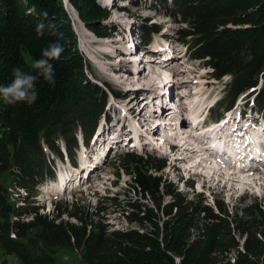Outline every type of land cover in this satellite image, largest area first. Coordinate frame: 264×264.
<instances>
[{"label":"trees","instance_id":"obj_1","mask_svg":"<svg viewBox=\"0 0 264 264\" xmlns=\"http://www.w3.org/2000/svg\"><path fill=\"white\" fill-rule=\"evenodd\" d=\"M68 1L88 30L107 36L101 24L108 14L105 7L97 0ZM155 1L157 10L179 24L175 37L190 59L210 67L216 79L229 76L224 97L210 116L220 117L257 86L255 104L262 110L264 0ZM67 10L62 0H0V84L11 81L16 67L35 73L33 62L50 42L58 41L64 49L52 61L55 86L37 78L35 103L9 105L0 98V264H7V256L19 264H56L53 254L61 246L77 248L88 264H264V201L229 206L216 197L214 204L189 197L164 178L165 160L153 155L120 157L116 168L131 176L128 190L100 196L92 206L78 198L61 200L48 214L33 201L14 205L1 177L7 174L35 193L36 185L54 177L51 156H61L60 144L73 155L77 132L87 139L105 105V92L90 80L88 64L76 48ZM40 23L46 29L38 37ZM160 28L144 24L141 36L149 38ZM112 214L129 226L112 228ZM20 216L31 219L25 222Z\"/></svg>","mask_w":264,"mask_h":264},{"label":"rangeland","instance_id":"obj_2","mask_svg":"<svg viewBox=\"0 0 264 264\" xmlns=\"http://www.w3.org/2000/svg\"><path fill=\"white\" fill-rule=\"evenodd\" d=\"M62 1L63 6L68 9L67 11L72 12L73 9L68 3L69 1ZM98 3L101 6L106 7V9L108 10L107 17H105V19L101 21V24L108 29L107 36L99 38L94 33H91V31H89L79 20V17H77V15L75 14V11L72 12V21L74 25V27H72L74 28V31L77 32V35L74 32L75 37H79L78 40L76 39V48L85 63L88 64V73L89 76L91 74V80L97 83L98 86L100 84L102 87H105L103 85L104 83L108 85V87H110L112 90L117 91V93L121 92L119 98L110 93L109 98H111L112 100H106V114H108L107 110L109 102L111 104L109 108V115H111L112 109L114 107H123L124 112H122L121 115L125 118L131 117L129 113V107L131 106L130 103H132L135 105L134 114L140 112L143 106H145L146 111L144 112V115L145 117H149L151 114L150 112L153 110V108L157 109L155 105L149 107L148 101L149 99H151V97L149 98V96L152 92L153 95H155V93L157 95L156 86L158 85V83H161V88L163 89V91H166L168 87H173L177 91L178 89H182L181 91H183V89L184 91L187 90L185 89L187 88V85L175 82L178 75H184L183 77L194 76L199 84H201L202 89L206 91V96L210 98V101H214L223 95L224 83L228 80V77H224L220 81L213 80L210 76V69L208 67L201 66L198 62H193L190 60L188 51L184 52V48H181L180 46H178L179 44L176 43L178 41L175 37V32L179 24L175 23L172 17L167 15L165 11L157 10L155 8V5H157V2L155 0H99ZM144 24H147V26L154 24L161 25V28L158 30V32L152 33V38L150 40V43L147 45L148 48L146 49L145 57L143 56V61H136L138 59L136 57H140V53H136V51H132L127 47H131L130 45L132 44V42H134L133 36L137 37L138 35H140L141 26ZM121 32L124 33V35H127L129 39H123ZM124 42H128L126 43L127 46L126 44H124ZM123 49L127 50L126 54L121 53ZM160 54H163L166 57V60L170 62L173 68L170 70H166V75L161 76L162 82L156 80L153 82L154 84L152 85V89H148L147 87L151 86L150 84L152 82H148L145 76L149 70H153L156 67H159V65H156L155 63L158 62ZM134 62L135 64L139 65L133 66V64H130ZM137 69L140 70V73L142 72L141 75L131 76L134 74L128 73L133 72ZM170 79H172L170 81L171 84L169 83ZM173 96L174 95H170L171 98H169L166 106L168 109H170L169 107L171 106L173 108L174 106L178 107L179 110L173 115L176 117L178 116L177 118L183 119V116L187 112H189L188 108L184 104L186 102L185 99L189 98H181L182 107H180L177 101H179L180 103L181 100H178V98H173ZM113 97H115L114 100ZM245 98L246 97L243 96L241 98H238V100L235 102L236 104L240 105L235 109L234 115H236L240 109L250 106L252 102V96L248 95V98L246 100ZM188 103L190 106H194L192 101L189 100ZM243 104L247 105L244 106ZM183 105L185 107H183ZM263 109L261 110L262 114ZM262 114L255 113L253 117H261ZM228 115L229 114H227V116ZM141 119V117H138L135 119V122L138 124V126H141L142 124V127H145L147 125V121H141ZM125 120L128 124L129 129L133 130L136 124L130 119ZM259 121H262V125H264V118ZM101 125L97 129V133H94L93 136V139L96 141H99L100 130L102 128ZM183 126L184 128L179 133L174 132V135L177 134L176 136H179L180 139L184 140L187 135L192 134L195 129L190 128L188 125ZM164 128V133L166 132V135L168 133H172L171 131H168L169 127H164L161 124L157 126V130L160 131ZM106 129L112 130L111 134L113 135L114 130H117L119 128L116 123H112L109 126L106 125L104 127V130ZM213 132H215L213 133V136L216 137L217 140H219V127L216 128ZM256 132H259V129H256ZM201 140L203 139H198L196 143H193L191 147L187 148V150L184 152L182 151V148H185V146L182 147L179 144L176 156L183 157L185 161H174V156L172 154H167L165 156L166 168L162 170V175L166 177L168 181L174 182L176 185H178L180 191L182 190V192L187 196H200L202 199H206V201L209 203L212 202V198L214 196L218 199H224L225 203L229 206L241 205L243 201H248L254 198L258 199V201H264V162L258 165V167L260 168L259 172H254L253 174L250 170L243 169L246 168L245 166L230 167L225 164L226 167L224 168V156L222 158H219V161H216L214 158L210 159L208 163L199 164V160L202 156L191 155V151L194 148L197 149L200 148V146L202 147ZM213 140L214 139H211V141ZM191 142H195V139H192ZM195 145L198 146L195 147ZM229 146H231V144H229ZM163 147L168 150V145L165 144ZM136 151L140 153H147V151L143 152L140 149ZM156 152L161 153V149H157ZM203 154L205 153L203 152ZM234 156L236 157V155ZM78 157H80V152L78 153ZM246 160L249 161L248 157H246ZM242 162L244 163L245 160L243 159ZM255 163L256 165L258 164L256 161ZM83 164L85 165L86 163ZM191 165L193 167H191ZM103 166L105 167V165ZM216 166L222 168V172H224L223 175H220V173L218 172L213 173V167ZM90 168L91 169H84V171H92L91 176L84 181L85 185L81 189L75 191L77 197L83 196L87 199L85 202L86 205L87 201L93 202L96 195H114L115 189L128 190V177L126 174L121 173V176L117 180V187H113L111 186L112 178L108 176L110 175V173H112V168L110 167V165L105 167L107 176H105V178H102L99 183L95 181V179H93L95 177L96 169H94V167L92 166H90ZM228 168L232 169L230 171H234L236 173L234 179L229 181V183L225 182L227 179L226 177L230 175V171H228ZM189 169H192V171H188ZM61 170L63 171V181L69 180L71 182L73 179H75L76 176L71 174L65 161L64 163H62ZM188 177H190V181L186 180ZM1 181L6 183L7 187L13 186L11 177L7 174L1 177ZM74 182H76V180L71 182L73 189L75 188ZM191 182L193 183V185L191 184ZM231 185H233L234 187H231ZM49 187L55 190H53L51 194L48 193V195L55 196L58 193H61L58 192L59 190H56L58 189V181L54 184L50 183ZM66 188L67 186L64 187V194L62 195V197L65 196V198L63 199H71L72 197L67 193ZM36 190L37 192L39 191V189ZM42 190L45 191V189ZM130 195H132L131 190ZM45 197L46 193H42L39 195L33 192L30 193V199H34L36 201V204H44L46 206ZM108 222L112 224V228H120L122 226L125 227L126 225L125 220L123 218L119 219V216L117 214H112V216L109 217ZM54 257L56 264H88L83 260L81 254L78 251L67 246L56 249ZM6 259L7 264H19L13 256H7Z\"/></svg>","mask_w":264,"mask_h":264},{"label":"clouds","instance_id":"obj_3","mask_svg":"<svg viewBox=\"0 0 264 264\" xmlns=\"http://www.w3.org/2000/svg\"><path fill=\"white\" fill-rule=\"evenodd\" d=\"M43 15L47 17L46 12ZM47 28L54 30L55 25L48 24ZM45 29L44 23L37 25L35 29L37 36H43ZM63 51V46L58 41L50 42L41 50V58L33 62L35 73L26 72L19 67L13 68L11 81L7 84H0V98L9 105H15L18 102H25L29 105L35 103L38 97V92L35 90L37 78L42 77L50 85L55 86L56 74L52 61L58 60Z\"/></svg>","mask_w":264,"mask_h":264},{"label":"bare ground","instance_id":"obj_4","mask_svg":"<svg viewBox=\"0 0 264 264\" xmlns=\"http://www.w3.org/2000/svg\"><path fill=\"white\" fill-rule=\"evenodd\" d=\"M160 45V44H159ZM131 46V45H130ZM150 49V48H149ZM168 52V51H167ZM166 52V53H167ZM165 53V54H166ZM163 55V54H162ZM167 55V54H166ZM170 58V57H169ZM134 59V58H133ZM172 60V59H171ZM157 61V60H156ZM155 62V61H154ZM172 62V61H171ZM156 65H159V67H156L155 69H153V70H149L148 71V73L146 74V78H147V80H148V82H152L150 85V87L149 88H152V85L154 84L153 82L154 81H156V80H159V82L161 81L162 82V79H161V76L162 75H166V70H170V69H172L173 67H172V65L170 64V62H166V61H164L163 59H161L160 57L158 58V62H156L155 63ZM128 70V69H127ZM126 73H127V71H126ZM128 73H133L134 75H131V76H136V75H141L142 74V72L140 73V70L139 69H137V70H135V72H128ZM184 76V75H183ZM182 75H178L177 76V78H176V80L175 81H177V82H179V83H185L186 82V78L185 77H183ZM165 82V81H164ZM166 83H168V82H166ZM171 84V83H170ZM167 85V84H166ZM161 92L162 93V89L159 87H157V92ZM158 92V93H159ZM147 93V92H146ZM157 93V95H156V93H155V95H153V92L150 94V96H149V98L151 97V99H149V102H151L152 100H155V99H157L158 97H159V94ZM147 98V97H146ZM185 98H188V96L187 95H185V96H183L182 97V99H185ZM182 99H179V100H181L180 101V103H179V101H178V104H179V106L180 107H182ZM158 102H162V99L161 98H159L158 99ZM181 104V105H180ZM183 107H185L184 105H183ZM145 109H146V107L145 106H143V108H142V110L139 112V113H141L142 115V120H148L147 119V117H145V115H144V111H145ZM181 109V108H180ZM131 111H134V106H131ZM172 117H173V119H178L176 116H174V115H172L171 116V119H172ZM185 118H183V120H184ZM178 120H180L179 121V123H180V125L175 129V132L176 133H179L183 128H184V126H183V124H184V121L182 120V118L180 119H178ZM117 125V124H116ZM107 126H109V125H107ZM124 126V124H122L121 125V127H120V129L119 130H121V128ZM236 127V126H235ZM216 128H218V127H216ZM215 128V129H216ZM214 129V130H215ZM213 130V131H214ZM193 133H194V131H193ZM188 134L187 135V137L183 140V139H181V142H182V146H185V148H189V147H191V145L193 144V143H196V141H198V139L200 140L201 139V136H195L194 134ZM208 132L207 131H204L203 132V134H202V136H206V134H207ZM213 133H215V132H213ZM177 135V134H176ZM179 135V134H178ZM215 135V134H214ZM219 137H222V136H219ZM192 139H195V142H191L192 141ZM211 139H214L213 141H211V142H213V144H214V146H213V150L215 151V152H217V154L218 153H220V154H222V155H224L226 152L227 153H233V150H236V149H238V147H239V145H240V143H238V145L237 146H234L233 147V145H231V146H229V144H231V142L229 141V142H225V140L223 139L222 140V138H219V140H217L216 139V137H214L213 135H212V137H211ZM204 140V139H203ZM217 140V141H216ZM254 140H259V137H255L254 138ZM198 146V145H197ZM196 145H195V147H197ZM194 147V146H193ZM192 147V148H193ZM211 148H212V146H211ZM205 151H206V148L205 149H202V147H200V148H197V149H192V151H191V155H200L201 153H205ZM241 154V155H240ZM234 155H236V157H238V158H242L241 159V161L244 159L245 160V162L244 163H247V162H249L248 160H246V157H248L247 155H246V153H244V152H239V150H237V153H233V156ZM200 157V156H199ZM223 156H220L219 158H222ZM235 157V156H234ZM212 157H210V156H206L204 159H200L199 160V164H202V163H208V161L211 159ZM243 163V162H242ZM223 166H224V168L226 167L225 166V164L226 165H228V166H230V165H232L231 163H228V157H226V156H224V159H223ZM191 167H193V166H191ZM90 171V170H89ZM213 173H220V175H223L224 174V172H222L223 170H222V168L221 167H219V166H216V167H213ZM92 172V171H91ZM230 173V175L229 176H227L226 178V181L225 182H227V183H229V181H231V180H233L234 179V176L236 175V173L234 172V171H230L229 172ZM250 175H251V173H250ZM248 176V175H247ZM231 187H234L233 185H231Z\"/></svg>","mask_w":264,"mask_h":264},{"label":"water","instance_id":"obj_5","mask_svg":"<svg viewBox=\"0 0 264 264\" xmlns=\"http://www.w3.org/2000/svg\"><path fill=\"white\" fill-rule=\"evenodd\" d=\"M75 14L77 15V17H79L77 13H75Z\"/></svg>","mask_w":264,"mask_h":264}]
</instances>
